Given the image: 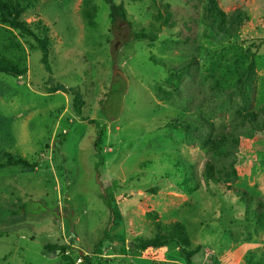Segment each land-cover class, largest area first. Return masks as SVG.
Returning a JSON list of instances; mask_svg holds the SVG:
<instances>
[{
	"label": "rangeland",
	"instance_id": "obj_1",
	"mask_svg": "<svg viewBox=\"0 0 264 264\" xmlns=\"http://www.w3.org/2000/svg\"><path fill=\"white\" fill-rule=\"evenodd\" d=\"M216 1L229 15L242 11L230 35L200 0H115L136 33L158 26V6L169 4L170 25L154 43L130 41L127 25L113 28L104 0H39L22 16L49 39L51 70L36 41L12 30L28 74L0 75V163L8 152L34 167H0V264H87L82 255L99 264H187L183 252L196 249L194 264L264 261V214L262 222L248 216L228 189L264 208V132L241 116L264 106V0ZM7 26L0 22V33ZM251 62L256 83L245 102L238 86ZM82 117L106 127L98 176L96 126ZM222 132L240 140L227 157L203 144ZM60 134L67 135L62 145ZM208 160L222 173L220 184L205 178ZM110 188L122 220L97 255ZM170 222L185 226L187 243L177 234L157 237L158 223ZM148 241L163 247L145 250ZM51 244L67 246L66 256L47 252Z\"/></svg>",
	"mask_w": 264,
	"mask_h": 264
},
{
	"label": "trees",
	"instance_id": "obj_2",
	"mask_svg": "<svg viewBox=\"0 0 264 264\" xmlns=\"http://www.w3.org/2000/svg\"><path fill=\"white\" fill-rule=\"evenodd\" d=\"M39 0H0V22L3 25H8L9 29L5 31L6 33H0V75H5L12 78H21L25 77L28 74L27 67V53L23 42L19 40L17 35L12 31H19L22 36H26L28 38L34 39L41 51L42 58L41 62L44 67L49 71L50 68V54H51V45L50 41L46 37L38 36L32 28H29V24L22 20V16L31 8L35 7ZM105 3L109 6V16L111 20V25L114 28H120V26L127 25V29L131 30L130 41H148L150 43H154L159 34L162 33L163 26H169L171 20V13L169 4L159 5L158 12L156 15V19L159 23L158 26L152 27L150 31H140L135 32L132 28V23L129 21L127 16V11L124 8L123 4H117L115 0H104ZM204 3V11L209 17L210 20L214 24H217L220 31L224 35H230L233 31L236 30L237 25L239 24V19L241 17L242 11L237 9L233 14L229 15L225 11H223L216 0H200ZM38 24L42 25L43 31L48 32V27L38 22ZM1 29V28H0ZM180 76V75H179ZM256 83V65L254 62H251L247 71L243 74L242 78L239 81L238 86V95L242 97V99L247 100L250 97V93L253 92V87ZM56 90V89H55ZM54 90V91H55ZM59 90V89H58ZM76 114L78 117L82 116L81 111V103H77L76 106ZM242 123L246 121L253 125L255 130H259L264 132V106L258 109V111H247L245 114H241ZM83 121H89L90 123L96 126V139L94 142L95 155L97 157V163L95 165V171L100 175V169L104 166L105 156L103 154V146L105 144L104 138L106 135V127L102 125L96 120L83 118ZM174 127L184 128L186 133H190V131H198V127H187V124L180 125L174 124ZM190 136V135H188ZM203 139V144L206 147V151L214 156L227 157L232 152L229 150V146H239L240 140H238L233 134L222 132L216 136L209 135ZM67 135L60 134L58 136V145H62L63 142H66ZM6 160L3 163H0V167H24V168H33L34 166L30 164L26 159L20 157H16L10 153L5 154ZM204 175L208 181H211L215 184H220L223 182L222 173L216 169L215 164L212 161H207L205 163ZM225 177H232L228 171L225 172ZM184 180L185 186L188 188V191H192L191 185L193 179L187 174L186 167L184 168ZM229 190L233 191V193L238 196L244 206L245 212L248 216H253L258 220V222H262L264 208L260 206V204L256 203L254 208H252V200H248V194L244 190L237 189L234 187H229ZM114 188H110L105 195H102V198L106 204V206L110 209V221L108 226L104 232V237L98 243V249L96 251L97 255H101V248L103 247L104 241H111L110 232L117 225V222L122 220V215L119 212L117 200L114 197ZM26 204L20 205L18 210L20 214L26 212ZM19 212H12L13 215H18ZM253 218H251L252 220ZM158 223L156 226V234L157 237H165L170 240L174 234H177L181 241L187 243L188 236L187 230L182 223L179 222H170L165 225V229ZM167 232V233H166ZM112 242V241H111ZM173 242V241H171ZM177 242V241H176ZM178 243V242H177ZM161 248L163 245H155L154 242L148 241L143 249L147 248ZM69 248L67 246H61L58 244L47 245L46 251L49 253H57L66 256V252ZM199 253V250H192L189 252H183V256L187 262V264H194L192 259ZM96 255V256H97ZM67 258H70L67 256ZM100 258V257H99ZM82 259L85 260L87 264H99L100 261L97 257L86 256ZM245 264H264V261H250L248 260Z\"/></svg>",
	"mask_w": 264,
	"mask_h": 264
},
{
	"label": "built area",
	"instance_id": "obj_3",
	"mask_svg": "<svg viewBox=\"0 0 264 264\" xmlns=\"http://www.w3.org/2000/svg\"><path fill=\"white\" fill-rule=\"evenodd\" d=\"M79 260L82 262L81 258H79Z\"/></svg>",
	"mask_w": 264,
	"mask_h": 264
}]
</instances>
